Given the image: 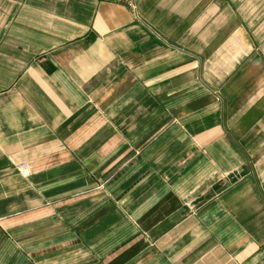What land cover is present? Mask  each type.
<instances>
[{
	"label": "crops",
	"instance_id": "1",
	"mask_svg": "<svg viewBox=\"0 0 264 264\" xmlns=\"http://www.w3.org/2000/svg\"><path fill=\"white\" fill-rule=\"evenodd\" d=\"M0 264H264V0H0Z\"/></svg>",
	"mask_w": 264,
	"mask_h": 264
},
{
	"label": "built area",
	"instance_id": "2",
	"mask_svg": "<svg viewBox=\"0 0 264 264\" xmlns=\"http://www.w3.org/2000/svg\"><path fill=\"white\" fill-rule=\"evenodd\" d=\"M23 172H24V173H26V172H27L25 168H23Z\"/></svg>",
	"mask_w": 264,
	"mask_h": 264
}]
</instances>
